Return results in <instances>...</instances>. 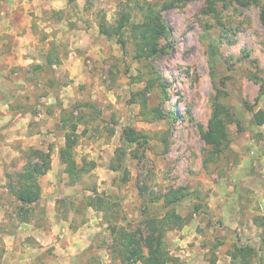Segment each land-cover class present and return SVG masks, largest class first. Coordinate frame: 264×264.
<instances>
[{
  "label": "rangeland",
  "instance_id": "374dc122",
  "mask_svg": "<svg viewBox=\"0 0 264 264\" xmlns=\"http://www.w3.org/2000/svg\"><path fill=\"white\" fill-rule=\"evenodd\" d=\"M147 1L167 28L158 42L161 53L151 59L138 58L132 26L123 34L125 48L118 36L101 32L103 24L118 23L125 6L131 24L143 22L145 14L136 0H17L22 10L31 5L27 19L40 58L50 53L61 63L38 72L40 82L32 90L36 101L31 100L35 104L30 107L47 112L58 140L79 123L77 154L86 157L83 163L98 166L76 187L60 188L55 210L64 222H71L72 231L87 223L99 227L95 220L102 218V229L89 248L68 254L66 243L60 249L53 243H33L38 250L32 252V264H124L112 228L145 236L147 217L163 218L173 212L188 224L166 233L170 252L177 237H189V248L199 252L192 264L213 260L233 264L231 253L245 246L256 253L247 261L233 260L234 264H264V233L259 226L264 222V124L254 118L264 111L261 5L244 7L226 0L217 4L214 14L207 0ZM61 59L68 60V68ZM69 90L75 91L66 97L70 102L57 99L50 107L41 102L53 92L57 97ZM218 102L229 110L225 116L229 141L219 155L212 153L201 134ZM155 110L165 117L159 119ZM127 128L146 136L143 146L126 142ZM115 147L121 153L115 152L111 162ZM85 148L94 155H85ZM34 151L29 150V160L40 163ZM113 167H119L118 172H112ZM10 178L5 186L0 184V205L8 207L0 210V218L7 219L0 227V264L7 234L15 233L17 224L33 221L37 228L50 227V199L21 206L8 189L16 180ZM178 188L192 196L166 207L161 197ZM228 200L232 204L225 209Z\"/></svg>",
  "mask_w": 264,
  "mask_h": 264
},
{
  "label": "crops",
  "instance_id": "0c3cea01",
  "mask_svg": "<svg viewBox=\"0 0 264 264\" xmlns=\"http://www.w3.org/2000/svg\"><path fill=\"white\" fill-rule=\"evenodd\" d=\"M3 1L0 3V184L6 185L8 175L9 178L16 179L13 185L18 184L19 175L25 171L29 162H33L28 157L30 149L50 153L51 155L50 170L38 178L41 187V200L50 199L47 200V208L51 210L49 213V230L37 228L33 221L21 222L17 224L15 233L7 234L5 245H3V264H32L34 258L32 252L38 250L33 243L36 245L37 242L42 245L53 243L52 245L57 249H60L61 243H66L68 254L79 247L83 251L89 248L90 244H93L96 232H100L102 229L100 228L102 226V218L95 220L100 224L99 227L95 223H87L78 231H72L71 222H64L60 212L57 209L55 210V208L59 198L57 193L60 192L61 187L67 185L76 187L91 172L98 169V166L96 165L90 172L83 174L81 179L71 182V174L60 157L61 150L66 145V135H64L63 139H56L55 134L51 130L54 123L49 121L51 117L48 116L47 112L44 109L40 111L39 108L31 109L30 107L31 104H35L34 101L30 103L31 100L36 101V97L33 98L32 96V90L40 82L38 72L56 68L61 63L58 64L56 58L50 53L47 58H40L36 36L33 34L30 19H27V8H30L31 5H26V9L22 10L19 8L17 0ZM28 22L30 23L27 24ZM50 61H52V65L49 63ZM61 61L64 63V68L69 67L68 60L61 59ZM74 93L75 91L69 90L67 94L64 92L57 93L58 96L56 97L53 92L47 98H43L41 102L46 101L44 102L46 106H52V103L57 99L67 103L70 101L66 97L73 96ZM63 107L66 108L65 105ZM43 140H46V142H43ZM56 141L58 143H55ZM54 143L55 146L53 145ZM78 145L74 149V158L81 166L86 157L77 154L80 151V149H77ZM116 149L115 147L109 155L111 162L115 157ZM83 152H85V155L89 152L94 155V152L88 148H85ZM40 161L42 163V160ZM111 171L114 173L118 172L113 169ZM60 179H63V181L58 183ZM8 189L9 191L11 190V185ZM118 192L119 190L117 189L116 192L112 193V197L116 196ZM97 193L102 194L98 190ZM45 194L49 195L45 197ZM62 197L65 196L61 195L60 198ZM17 203L22 206L19 201ZM36 204L25 205L24 207L28 208ZM230 204L232 202L228 200L225 209H229ZM7 208L4 204L0 205V210ZM92 210L94 209L92 208ZM6 222L7 219L0 218V227L5 226ZM103 226L105 228L108 225L104 223ZM190 240L191 238L189 237L182 239L177 237L174 247L171 248V254L178 259V262L171 264L193 263L194 257L199 255V252L197 249L192 250L189 248ZM179 246L184 248V250H179ZM99 250L108 255L109 250ZM186 255L191 256L188 258L185 257ZM229 259L231 263H235L231 256ZM197 262H199L198 259Z\"/></svg>",
  "mask_w": 264,
  "mask_h": 264
},
{
  "label": "trees",
  "instance_id": "16d2710c",
  "mask_svg": "<svg viewBox=\"0 0 264 264\" xmlns=\"http://www.w3.org/2000/svg\"><path fill=\"white\" fill-rule=\"evenodd\" d=\"M137 6L144 12L145 19L139 24L130 23V14L125 8L122 9L120 19L116 25H102V33L107 36H118V41L122 48L126 47V42L123 39V34L126 28L132 26V32L136 40L138 48V58L151 59L159 53V40L166 34V25L162 22L160 16L152 8V4H149L147 0H136ZM226 0H207V8L210 12L217 13V4L225 3ZM244 7L256 4L261 5L260 17L264 24V3L262 0H234ZM107 27V28H106ZM52 65V61H50ZM166 90V87L163 86ZM222 95L219 91L218 98ZM159 119L165 117L164 114L155 110ZM229 114V110L217 103L213 112L212 118L209 121L208 129L201 130V134L206 146L212 149L214 154H222L225 144L229 141V136L226 127L225 116ZM255 121L258 125L264 124V111L260 110L254 115ZM77 124H72L69 131L66 133V145L61 150V161L67 165V169L71 174V182H75L81 179L82 175L90 172L96 167L95 162L83 163L79 165L74 158V149L77 145L78 136L76 131L78 129ZM124 138L129 145L143 146L146 136L134 129H125ZM121 151L117 149L116 153ZM123 158L126 156V152L122 151ZM38 154V158L42 160V163L29 162L25 168V171L19 175L18 184L11 186L12 194L17 200L25 205L36 204L41 199V187L38 181L39 176L47 173L51 168V155L50 153H44L41 151H35ZM118 171L119 167L112 168ZM126 172V171H125ZM192 195L188 193L185 188H178L168 191L163 197L166 207L178 205L183 199L190 198ZM89 206L93 207V200L90 199ZM200 206L195 209L199 210ZM188 224V220L184 219L181 215L168 213L166 217L159 218L156 216H149L146 218L144 225L147 228V234L144 236L138 231H128L124 228H112V234L115 236L116 242L121 246V253L123 254L124 264H171L178 262V259L173 257L166 244V233L169 230L183 229ZM259 226L263 228L264 222ZM264 242V239H262ZM256 253L253 247H236L235 251L231 253V258L234 261L243 259L247 261V258ZM258 254V253H257ZM210 264H216L215 261H211Z\"/></svg>",
  "mask_w": 264,
  "mask_h": 264
}]
</instances>
